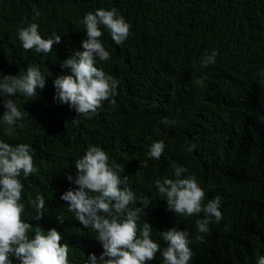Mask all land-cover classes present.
Segmentation results:
<instances>
[{
    "label": "trees",
    "instance_id": "1",
    "mask_svg": "<svg viewBox=\"0 0 264 264\" xmlns=\"http://www.w3.org/2000/svg\"><path fill=\"white\" fill-rule=\"evenodd\" d=\"M97 8H116L132 26L122 45L102 29L110 59L96 66L119 80L116 103L105 101L98 115L80 116L67 128L65 121L76 113L54 101L53 80L70 74L61 63L83 51L81 21ZM34 9L42 12L35 21ZM30 22L40 25L45 39L61 36L47 55L23 49L17 30ZM213 49L219 53L216 63L202 68L204 52ZM28 66L41 70L45 88L32 97L17 93L14 101L24 119L11 136L0 120V141L33 149L37 171L20 177L30 237L38 226L56 228L61 243L69 245V264H86L90 253L100 256L95 230L84 228L60 199L76 187L66 178H75V161L98 145L138 198L130 207L150 199L138 225L152 226L151 239L161 251L167 247L161 232L175 226L190 233L189 264H257L264 255V77L258 75L264 69V0H0V80L23 75ZM201 77L203 87L196 83ZM4 111L0 103V116ZM164 117L175 126L161 123ZM158 140L166 144L164 153L159 160L149 158L148 147ZM189 143L197 149L187 151ZM173 161L188 169L185 177L196 176L206 201L220 197L223 219L213 220L206 234L196 227L202 213L168 211L155 187L156 179L173 178ZM37 195L45 199L39 220L31 203ZM57 216L64 217L63 224ZM148 264H163V257L157 253Z\"/></svg>",
    "mask_w": 264,
    "mask_h": 264
},
{
    "label": "clouds",
    "instance_id": "2",
    "mask_svg": "<svg viewBox=\"0 0 264 264\" xmlns=\"http://www.w3.org/2000/svg\"><path fill=\"white\" fill-rule=\"evenodd\" d=\"M33 11L35 21L42 12ZM81 23L86 32V38L81 42L83 51H75L61 63V68L70 69V74L58 75L53 80L54 101L68 105L76 113L75 119L65 121L67 128L78 123L80 116L92 119L98 115V109L105 101L115 105L119 80L96 66L98 61L110 59V52L101 41L102 29H107L116 45H122L131 35L132 27L116 8H97L86 13ZM39 28L36 22L26 23V26L18 28V37L24 50L34 49L47 55L55 44L61 42V36L53 33L45 39ZM218 54L215 49L211 52L206 50L200 66L206 68L215 64ZM258 75L264 77V69ZM205 79L201 77L196 83L203 87ZM45 85L46 77L36 66H28L23 75H3L0 80V103L5 111L0 120L7 125V135L11 136L17 122L24 119L14 101L17 93L32 97L37 94V89L42 91ZM161 123L174 127L176 121L164 117ZM165 148L163 140L154 141L149 145L147 155L159 160ZM196 149L195 143H189L187 151ZM32 152L27 143L12 145L0 141V264H14L13 257L15 264H69V245L61 243L62 235L56 228L45 231L38 226L34 236L30 237L33 225L23 220L24 185L20 177L28 178L37 171ZM171 167L174 169L173 178L154 181L158 193L165 198L167 210L187 217L202 213L203 218L196 220V227L199 233H208L213 220L218 223L223 219L220 197L206 201V193L195 175L185 177L188 169L175 161ZM74 168L75 178L72 174H66V178L76 187L67 189L60 199L67 203L68 211L74 213L75 219L84 228L95 230V239L103 249L99 257L90 253L86 264H148L156 259L157 253L163 257V264H189L192 259L189 231L173 226L161 232L162 239L167 242V247L161 251L160 245L151 239L152 226L148 222L142 228L138 225L140 215H145L144 209L151 203L150 199L143 197L139 199L140 207H130L138 198L127 186V177L122 180L109 165V155L105 150L98 145H90L84 155L75 161ZM31 203L37 213L34 219H41L45 199L37 195ZM56 219L63 224V216ZM197 238L204 239L202 235ZM257 264H264V255L259 256Z\"/></svg>",
    "mask_w": 264,
    "mask_h": 264
}]
</instances>
